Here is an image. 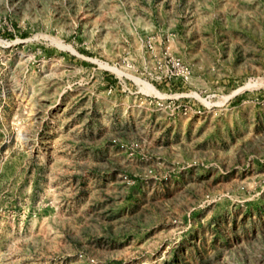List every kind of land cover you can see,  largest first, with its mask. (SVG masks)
<instances>
[{"label": "rangeland", "instance_id": "rangeland-1", "mask_svg": "<svg viewBox=\"0 0 264 264\" xmlns=\"http://www.w3.org/2000/svg\"><path fill=\"white\" fill-rule=\"evenodd\" d=\"M0 264H264V0H0Z\"/></svg>", "mask_w": 264, "mask_h": 264}, {"label": "built area", "instance_id": "built-area-1", "mask_svg": "<svg viewBox=\"0 0 264 264\" xmlns=\"http://www.w3.org/2000/svg\"><path fill=\"white\" fill-rule=\"evenodd\" d=\"M178 65H180L181 68H184L182 64L179 63ZM183 72H184V76L187 78L188 77V71H186V69L185 70L183 69Z\"/></svg>", "mask_w": 264, "mask_h": 264}]
</instances>
